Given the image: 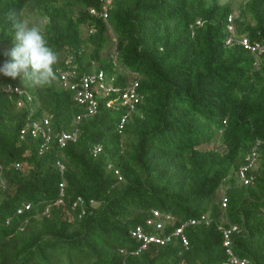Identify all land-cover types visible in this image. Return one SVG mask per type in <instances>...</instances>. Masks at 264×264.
Here are the masks:
<instances>
[{"label": "trees", "instance_id": "obj_1", "mask_svg": "<svg viewBox=\"0 0 264 264\" xmlns=\"http://www.w3.org/2000/svg\"><path fill=\"white\" fill-rule=\"evenodd\" d=\"M110 1L104 20L105 0H0V47L12 43L9 17L33 6L47 19L56 79L70 57L79 75L102 70L121 90L137 80L143 97L120 129L127 110L117 94L88 117L56 79L33 87L0 75V264H223V217L238 228L233 253L264 264V0L236 9L221 0ZM230 15L235 38L262 51L225 45ZM107 47L115 53L103 56ZM9 59L0 52V66ZM8 84L32 95L31 109L17 108L2 91ZM46 115L53 133L76 128L77 140L20 138ZM252 156L244 185L239 170ZM153 210L174 217L169 230L208 222L184 229L187 248L172 239L136 254L130 232Z\"/></svg>", "mask_w": 264, "mask_h": 264}, {"label": "built area", "instance_id": "obj_2", "mask_svg": "<svg viewBox=\"0 0 264 264\" xmlns=\"http://www.w3.org/2000/svg\"><path fill=\"white\" fill-rule=\"evenodd\" d=\"M109 4L110 0H105V4L103 5V10L101 12V16L104 19L107 16V6ZM90 14L97 16V12L93 9L90 10ZM233 19L234 16L230 15L227 20V38L225 40V45L229 46L236 42L240 44L244 49L250 50L252 53H255L257 50L262 51L261 47L257 43L250 44L249 41L245 38H235V30L232 23ZM200 24V21L196 22V25L199 26ZM94 32L95 29L93 27L89 29V33ZM65 67V69L58 72L56 85L61 89L71 91L73 93L74 101L83 106V108L85 109V115H87L88 117H92L97 113L101 100L105 99L111 93L117 94L119 95V105L121 107H125L127 110L120 120L119 128L121 129L122 124L135 110L136 105L139 104V102H141L143 99V97L137 92V80L129 81L127 86H125V88L121 90L119 87H114L112 85V78L110 79V81H108V78L105 76L102 70L96 73L79 75L72 64V58L70 57H68ZM9 85L11 86L10 88L7 87ZM2 91L7 95H15L17 97V108H32L33 97L27 90L23 89L22 87L8 84L2 88ZM115 101L113 99L107 100L105 104L106 108H113ZM50 119L51 116L46 115L38 121L28 123L20 131V138L24 139V137L29 134L32 138H42L44 140V143H50L53 140L58 144L59 147H64L68 142H75L77 140L78 130L76 128L67 132L61 131L59 133H53V130L50 127ZM80 120L81 116H78L75 119V122H79ZM100 151L101 147H94L92 153L96 155ZM247 160H250L249 164L244 165L239 170V179L244 185H247L251 182V178H247L245 173L253 165V156L250 158L248 157ZM57 166L59 167L60 171H63L64 167L59 162L57 163ZM15 167L17 169L21 168L19 164H16ZM115 174L118 175V172L116 171ZM118 178L119 180L121 179L120 177ZM0 186H3L2 182H0ZM60 188L62 193L63 184L60 185ZM79 204H82L80 198H78L76 202L73 203L72 208L76 207ZM220 204L222 209L226 208V196L223 195L221 197ZM28 208L29 207L26 206L24 209L27 210ZM21 211L22 210H18V213H20ZM226 221L227 220L223 217L219 226V229L221 230L223 235V246L227 254V261L223 264H252V262H250L248 259L238 257L233 253L231 248V236L233 233L238 232V228L235 225L227 226ZM207 222V216L203 215L197 219H190L187 222L181 224L179 227L169 230V228L173 226L174 217L170 214L153 210L151 211V216L146 220L145 226H137L130 232L131 236L141 244L138 251L135 253L138 254L140 251L146 249L150 244L163 246L166 243H169L172 239L180 242L182 247L187 248L188 240L184 236V229L189 226H195Z\"/></svg>", "mask_w": 264, "mask_h": 264}, {"label": "clouds", "instance_id": "obj_3", "mask_svg": "<svg viewBox=\"0 0 264 264\" xmlns=\"http://www.w3.org/2000/svg\"><path fill=\"white\" fill-rule=\"evenodd\" d=\"M9 19L12 21L14 46L8 53L10 59L0 66V75L12 79L20 77L23 84L33 87L50 86L56 79L53 66L58 56L48 46L42 29L30 26L29 22L19 19L16 14Z\"/></svg>", "mask_w": 264, "mask_h": 264}, {"label": "rangeland", "instance_id": "obj_4", "mask_svg": "<svg viewBox=\"0 0 264 264\" xmlns=\"http://www.w3.org/2000/svg\"><path fill=\"white\" fill-rule=\"evenodd\" d=\"M244 1L246 0H221V3H226V2H229L231 3V5L233 6V8H237L241 3H243ZM21 19L22 20H26L27 22H29L30 26L34 25V26H39L41 29H42V32H43V29H44V26L47 22V19L43 16H41L38 11L36 10V8H34L33 6L25 9L21 15ZM107 35L110 39V45L113 46V43H114V36L112 35V32L110 30L107 31ZM13 42L10 43L9 45H5V46H2L0 47V52H7L9 53V51L11 50V48L13 47ZM111 46V47H112ZM115 53L114 49L112 48H109L107 47L106 48V51H104L102 54L103 56H106L107 53L109 54H113Z\"/></svg>", "mask_w": 264, "mask_h": 264}]
</instances>
